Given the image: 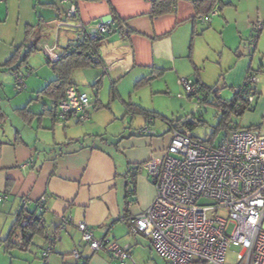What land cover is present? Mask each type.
<instances>
[{
  "label": "crops",
  "instance_id": "obj_1",
  "mask_svg": "<svg viewBox=\"0 0 264 264\" xmlns=\"http://www.w3.org/2000/svg\"><path fill=\"white\" fill-rule=\"evenodd\" d=\"M202 1L205 0H178L174 13L152 18L151 0H0V67L18 48L25 53L27 47L34 45L28 63L20 70L24 75L33 70L25 77L23 90L17 89L15 74L8 68H0V193L7 195L0 203V216L13 223L21 202L27 200L29 210L42 212L52 239L49 242L38 238L35 259H25L24 264H46L40 253L50 246L49 264H74L73 251H78L87 264H121L107 253L91 251L83 243L78 229L80 222L94 231L96 239L129 247L133 261L125 264H160L154 259L157 252L151 240L132 234L129 220L147 209L156 195L147 171L137 170L136 165L161 155L171 139L170 127L166 122L168 130L158 136L150 127L153 121H147L127 135L124 124V136L115 142L95 133L121 119L122 123L128 120L127 99L131 102L137 97L135 85L142 79L153 94H164L178 84L179 77L211 86L213 81L207 77L205 56L212 46L207 43L204 48L199 41L210 42L215 35L223 46L218 64L224 85L234 89L244 83L252 71V55L246 54L247 40L243 41L242 49L231 40L243 36L240 32L251 31V24L258 18L264 21L263 15L258 12L243 30L238 22H228L227 16L244 15L243 7L250 0H216L225 23L218 21L208 31L219 14L209 25L199 22L196 3ZM73 5L77 16L68 18ZM111 7L126 29H118L103 40L101 66L79 69L71 76L72 84L81 92L89 90L96 95L95 102L89 97V121L78 123L72 119L60 125L55 121L54 100L42 93L57 78L48 63L58 61L67 47L81 40L80 23L112 21ZM206 8L207 3H203L199 11ZM232 26L236 33L230 38L228 30ZM99 82L96 89L93 85ZM255 92L257 100L251 115L238 129H252L264 118V98L258 97L257 86ZM77 124L86 127L75 138L72 127ZM145 127L152 134L139 132ZM131 174H135L134 178ZM130 190L133 194H129ZM42 197L44 209L40 211L37 203ZM62 218H71V223L60 229Z\"/></svg>",
  "mask_w": 264,
  "mask_h": 264
},
{
  "label": "built area",
  "instance_id": "obj_2",
  "mask_svg": "<svg viewBox=\"0 0 264 264\" xmlns=\"http://www.w3.org/2000/svg\"><path fill=\"white\" fill-rule=\"evenodd\" d=\"M218 9L198 21L208 25ZM68 18L77 16L73 5ZM113 21L98 20L78 25L81 39H102L114 31ZM254 32L247 44L248 54L256 48L264 21L258 18L251 24ZM94 62L98 58L92 55ZM26 75L15 76L18 90L26 87ZM255 75H248L235 93L246 100L248 107L255 103ZM186 97L195 95L200 103L194 82L178 80ZM90 98L75 86L66 89L65 98L57 106L58 122L65 125L72 119L89 121ZM170 127V142L158 157L141 164L154 185L156 195L150 206L129 220L130 232L151 240L153 249L167 264H226L231 246L238 247L236 264H264V134L257 129H238L227 132L217 145L196 138L192 131ZM141 134H152L149 127ZM0 193V203L6 199ZM45 198L38 201L43 211ZM26 207L27 200H23ZM71 218H62L60 229L70 225ZM83 243L93 252H104L125 264L133 261L129 247L115 241L98 240L85 222L78 224ZM228 229H232L231 233ZM46 238L52 242L46 232ZM51 248L40 253L49 264ZM71 257L74 264H84L78 251Z\"/></svg>",
  "mask_w": 264,
  "mask_h": 264
},
{
  "label": "rangeland",
  "instance_id": "obj_3",
  "mask_svg": "<svg viewBox=\"0 0 264 264\" xmlns=\"http://www.w3.org/2000/svg\"><path fill=\"white\" fill-rule=\"evenodd\" d=\"M243 12L244 15L242 16H238L235 13H233L227 16V19L228 22L229 21L238 22L239 23L238 27L243 28V30H245V25H247L249 21L252 22L256 18L258 12H260L264 17V1L263 3H261L258 2L257 0H250L249 3L243 7ZM224 19H225L224 13L219 12V16L214 18L213 20L214 24H212V27H210L208 31L214 29L216 26L215 23L218 21H222L223 23H225ZM201 28H203V26ZM217 30L220 34L219 29ZM235 30L236 29H234V26L229 28L228 34L230 38L235 36L236 33ZM240 33H242L243 36H241L237 40L236 39L231 40V42L238 43L237 46H241L240 49H242V47L244 48V46H242L243 41L247 40L244 44H248V41L251 39L250 36L251 35L253 36V31L248 30V32H240ZM261 38H262L261 43L257 45V49H255L254 53L252 54L251 69L252 72L255 73V77L257 80L255 86L258 87V91L260 92V95H258V97L264 98V31L261 34ZM220 41L221 40H219V37L215 35V37L212 40H210V42L207 40H202L201 42L199 41V43H201V46L204 48H207V43L211 44L212 46L211 50L207 52L205 56V58H208L207 71H206L207 77H209L210 81H213L210 87L216 89L218 93H221L222 95L220 96V98L228 102L234 99L235 93L231 88L226 87L224 85L222 74L219 71V64H218L219 53H220L219 50H222L221 48H223ZM246 54L248 55L247 50H246ZM84 70H88V69H84ZM179 79L181 78L179 77L177 79V82ZM188 79L191 82L192 81L194 82L193 78H188ZM93 86L97 89L96 87L97 85L94 84ZM82 89L85 90L83 87ZM86 91H87L86 94L89 97H91L92 102H95L96 95L90 94L89 90ZM136 92L138 93L136 97L137 99L134 98V100H132L131 102L129 101V98L127 99L128 108H127L126 116H128L127 117L128 120L122 123L123 119H121L120 121L116 122L114 125L108 126L107 129H103L100 133H95V135L97 134L100 138H105L110 142L120 141L121 138L124 136L122 125L125 124L127 128L126 131L127 135H130L132 131L135 130L137 131L139 130V128L143 127L145 123L147 124L148 120L144 114L130 112L131 107L129 106L132 105L133 108L139 106L145 111L158 116L157 118H153L151 120L153 121V125L151 124L148 125V126L151 125L150 126L151 129L158 136L165 135V132L168 130L166 127L165 120L177 122L193 117L194 122L196 124L192 130V134L200 140L203 141L209 140L212 144L217 145L221 142L225 134L229 131L228 130L229 126L231 127L242 126L243 124H246L247 119L251 115L250 111L245 112L241 116H237L236 114H231L227 120L228 121V126L226 125L227 128L225 127L223 129L216 130L221 121V118L223 117V111L222 108L219 107V100L216 98L214 94L209 96L206 102H202L203 104H200L198 103V99L195 97L187 98L182 88L178 84L175 85L174 87L172 86L169 87V89L166 90L164 94H153L151 92L149 85H145L144 87L137 89ZM199 98L204 99L202 94L201 96H199ZM116 105H118L117 102ZM70 127H72V125ZM85 127L86 124L73 125L72 129L75 130L74 131L75 133H73L75 135V138H78L76 137L79 136L77 134H81V132ZM263 127H264V118L260 120V123L258 124V126H255V128H257L259 131H261L264 134ZM81 137L83 136L81 135ZM97 141L100 142L99 139ZM11 221L7 222L5 217L0 216V264H24L25 259H35L34 254L39 251V246L37 244L39 241L38 238L34 239V242L26 250H20L19 248H12L9 251H6L5 240L8 237L9 232L15 220L13 223H11ZM48 227L51 228L50 226ZM231 231L232 229H228L229 233H231ZM15 240L17 241V238ZM239 250L240 249L238 247L231 246L227 251L225 263L236 264L237 253L239 252ZM154 259H156L160 264H165L164 259L161 256H159L157 253H154Z\"/></svg>",
  "mask_w": 264,
  "mask_h": 264
},
{
  "label": "trees",
  "instance_id": "obj_4",
  "mask_svg": "<svg viewBox=\"0 0 264 264\" xmlns=\"http://www.w3.org/2000/svg\"><path fill=\"white\" fill-rule=\"evenodd\" d=\"M151 3H152L151 17L156 18L159 16L174 13L176 11L178 0H151ZM203 3H207V8L201 12L199 11V9H200L201 4ZM216 6H217L216 0H205V1H202L201 3H196V9L198 10V14L196 15V18L198 19L200 16H209L214 11V9H216ZM110 10H111L110 12H111L112 21L115 24L113 33L118 31V29H120L121 31L123 29H126V27L122 24V21L120 20L119 16L116 14V11L114 10V8L111 7ZM128 30L130 33L133 32L130 29ZM260 34L258 35V39H259ZM108 36L102 39H94V40H90L88 38L81 39L77 42L76 45L67 47L65 51L63 52V54L58 59V61L53 62V63H50V62L48 63L52 65L54 72L57 74V78L53 82H51L48 88L42 91V93L49 96L50 98L54 100L55 121L56 122H58L57 106L59 102L65 98L66 89L69 86L73 85L71 82V76L73 72L79 69L90 68L93 66L97 67V66L102 65L100 50L102 47L103 40L107 38ZM253 36H254V32H253ZM253 36H251V39L248 41V43L252 40ZM33 48H34V45H32L31 47H27L28 50L25 53H23V50L21 48H18L15 51L14 55L10 58V60H8V62H6L0 68L2 67L8 68L9 71L15 74V76L17 74H20L21 68L28 63L27 60H28L29 55L33 51ZM256 48H257V45H256ZM255 49L249 55H252ZM92 55L98 58L97 62H94ZM250 74L255 75V73H253L252 71L248 73V75ZM99 84L100 82L97 83L96 85L98 86ZM146 84H147V81L142 79L136 83L135 88L139 89L141 87H144ZM194 86L196 87L198 97L201 96L202 94L204 98V99H200V104H203L202 102H206L209 96H211L212 94H214L216 98L219 100V107L222 108L223 117L221 118V121L216 130L223 129L225 127L227 128L228 126L227 120L231 114H236L237 116H241L245 112L251 111L253 109V106L249 108L246 100L241 99L239 95L235 93L236 88L232 89L235 93L234 99L227 102L220 98L219 93L218 91H216V89L211 88L210 86L203 85L198 80L194 81ZM237 88H241V87L239 86ZM77 90L81 92L78 88ZM111 92H112V97L115 96L114 90H112ZM254 95L256 97L255 89H254ZM194 97L197 98L195 95L188 96L187 98H194ZM90 105H91V101H90ZM129 107H131L130 112L144 114L148 120V123L149 122L151 123V120L153 118L158 117L157 115H154L152 113L145 111L139 106L136 108H133L132 105H130ZM20 111L24 112V110H20ZM1 118H2V114L0 113V119ZM165 121L168 124H171L173 128L184 127L190 131L193 130L196 124L194 122L193 117H192V122L185 123V124H182L183 120L177 121V122H172V121H167V120ZM238 128L239 126H236V127L229 126L228 132L238 130ZM252 129H257V128L254 127ZM169 132H171V130ZM136 168L137 170H142L141 164L136 165ZM131 175H132V178H134L135 174H131ZM130 193L133 194V190H130L129 194ZM1 194L6 195V193H1ZM41 214H39L37 210L35 211L29 210L27 206L26 207L24 206L23 201L21 202V209L15 213V222L12 225V228L9 232L8 237L5 240L6 251H9L12 248H19L20 250H26L29 248V246L34 242V239L36 238L45 239L47 241L50 240L49 238L45 237V234L47 231H46L43 217ZM16 238H17V241L15 240ZM49 248L52 249L51 246ZM82 260L84 261V264H87L84 258Z\"/></svg>",
  "mask_w": 264,
  "mask_h": 264
},
{
  "label": "water",
  "instance_id": "obj_5",
  "mask_svg": "<svg viewBox=\"0 0 264 264\" xmlns=\"http://www.w3.org/2000/svg\"><path fill=\"white\" fill-rule=\"evenodd\" d=\"M190 122H192V118H191V117L188 118V119L183 120V121H182V124L190 123Z\"/></svg>",
  "mask_w": 264,
  "mask_h": 264
}]
</instances>
